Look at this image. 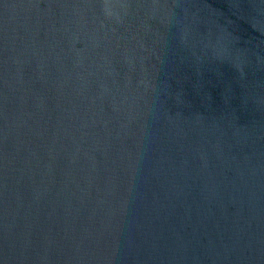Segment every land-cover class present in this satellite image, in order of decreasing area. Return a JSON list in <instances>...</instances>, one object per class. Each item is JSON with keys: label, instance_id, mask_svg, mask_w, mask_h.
I'll use <instances>...</instances> for the list:
<instances>
[{"label": "water", "instance_id": "1", "mask_svg": "<svg viewBox=\"0 0 264 264\" xmlns=\"http://www.w3.org/2000/svg\"><path fill=\"white\" fill-rule=\"evenodd\" d=\"M0 264H264V0H0Z\"/></svg>", "mask_w": 264, "mask_h": 264}]
</instances>
